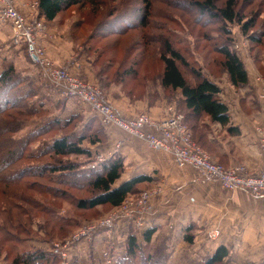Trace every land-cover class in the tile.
I'll return each instance as SVG.
<instances>
[{
	"label": "rangeland",
	"instance_id": "374dc122",
	"mask_svg": "<svg viewBox=\"0 0 264 264\" xmlns=\"http://www.w3.org/2000/svg\"><path fill=\"white\" fill-rule=\"evenodd\" d=\"M208 1L85 0L84 3L61 13L50 25H55L59 30L58 34L65 37L61 38L67 41L65 45H72L77 55L78 59L74 60L76 62L73 66L72 62L65 64L69 72L97 84L121 116L123 115L114 106L115 101L121 103L122 107L127 103L140 108L142 112L138 111L136 115H150L148 110L143 109L144 106H153L158 100L176 104L177 109L183 113L178 102L180 92H171L161 84L164 69L161 55L166 42L171 43L188 62L187 65L178 62L188 80L195 77L192 70H200L206 77L223 86L224 96L229 100L236 96L228 90H232L228 87L231 79L221 64L223 56L218 48L230 47L234 41L233 49L242 60L249 80L253 82L234 86L238 100L243 103L248 100L249 104L252 103L255 108L258 106L262 110L258 95L264 82V0H233L236 12L244 17L242 22L224 20L220 16L213 18V14L202 11L198 5ZM227 1L212 0V5L217 10L225 7ZM147 3L150 7L145 12L147 14L141 20L136 19L134 12L139 9L144 12ZM122 15H125V21L138 20V23L123 32H107L103 28V24L119 19ZM252 19H255L256 25L252 27L250 34L259 38V41L249 40L248 35L242 31L243 22H250ZM91 33H94V38L90 41L93 48L88 53L84 49V42ZM2 40L3 38L0 43ZM39 42L41 44V39ZM3 54L4 51L0 50V66L14 60L15 69L21 75L29 72L33 75L29 74L28 84L25 83L22 89L27 93L22 100L9 97L12 89L5 88V84L0 85V264H21L16 263L15 256L25 250L29 253L47 251L58 264H118V260L126 254L127 236L134 233L141 238L150 227L146 221L148 216L139 226L134 221H127L125 217L118 218L114 228H98L88 231L78 241L72 240L81 230L89 229L99 224L102 219L123 210L109 205H99L91 209L76 207L78 199L92 194L88 185L89 179L78 175L93 169L92 167L102 168L107 159L112 157L104 150L103 144L107 139L104 135L102 137V132L105 125L89 105L85 106L86 104L76 99L63 96L55 85L45 80L39 67L31 66L25 51L21 50L16 58ZM96 56L99 57L98 64H95ZM77 61H84L86 65L82 66ZM256 83H259L258 87ZM9 102L13 104L10 106ZM7 104L9 107L4 106ZM72 117L74 118L69 124L61 126ZM87 119L92 122L91 126H86L83 130L82 122ZM75 130H81L87 136L99 131L101 140L93 144L88 140L82 143L81 146L90 151L88 155L57 156L51 153V142L55 138L65 133L73 134L72 131ZM194 139L213 157L204 144ZM22 147L25 148L24 153ZM16 155L20 156L16 159ZM21 165L30 168L22 177L16 172ZM72 165L75 166L74 170L68 168ZM37 166H40L38 170ZM47 166L61 169L51 173ZM63 166L66 167L63 169ZM120 182L121 179L115 185ZM140 189L148 192V198L143 203H129L128 208H149L153 212L154 197L161 194L163 185L159 180L156 184L146 183ZM141 193L142 191L134 193L136 195L132 194L129 199H136L144 194ZM44 205L51 207L52 212L49 213V209L44 210ZM10 213L19 216L11 219ZM22 221L27 229L21 225ZM60 228L61 234H58ZM10 235L21 236L22 239L13 243V239L8 238ZM4 242L5 247L2 248L1 244ZM13 245H17V249ZM144 250L147 251L148 247ZM159 259L164 262L166 258L162 254ZM206 259H201L196 264L204 263ZM149 264L157 263L154 261Z\"/></svg>",
	"mask_w": 264,
	"mask_h": 264
},
{
	"label": "crops",
	"instance_id": "0c3cea01",
	"mask_svg": "<svg viewBox=\"0 0 264 264\" xmlns=\"http://www.w3.org/2000/svg\"><path fill=\"white\" fill-rule=\"evenodd\" d=\"M35 1L38 0H22L21 11L37 17L38 10L32 6ZM42 19L48 27L47 37L42 42L47 55L53 62L64 65L72 62L73 66L78 58L72 45H65L67 41L61 39L65 37L58 34L55 25L52 27L50 22ZM11 32L10 24L0 26V39L3 38L0 50L4 51L3 55L16 58L23 50L31 66L35 65L27 55L25 46L17 48L10 44ZM80 64L86 65L84 61ZM29 74L33 75L32 72ZM212 81L220 87L218 96L228 107L229 120L226 123L209 118L201 120L200 143L223 165L245 164L251 172H257L263 161L258 145V128L263 124L262 110L249 104L248 100L239 102L231 80L228 87L232 90H228L236 98L229 100L224 96L223 86L216 80ZM250 83L253 84L251 79ZM166 102L158 100L154 102L155 105L144 106L143 109L148 110L154 119H160L165 115ZM114 106L127 118L142 112L140 108L127 103L122 107L121 103L115 101ZM89 119L82 122L84 127L91 126ZM185 122L188 125L186 117ZM188 126L194 135L193 128ZM103 135L107 139L103 144L106 154L109 157L121 156L124 162L121 182L147 174L156 179L148 182V185L156 184L159 180L163 185L161 194L154 197L155 207L146 221L149 228L155 230L151 242L167 249V264H196L212 256L220 246L228 249L222 264L264 262V196L255 197L242 189L228 190L217 181L203 182L194 166H178L169 152L155 150L144 140L116 126L105 125ZM216 228L220 230V235L216 239L209 238L208 231ZM191 236L192 242L189 241Z\"/></svg>",
	"mask_w": 264,
	"mask_h": 264
},
{
	"label": "trees",
	"instance_id": "16d2710c",
	"mask_svg": "<svg viewBox=\"0 0 264 264\" xmlns=\"http://www.w3.org/2000/svg\"><path fill=\"white\" fill-rule=\"evenodd\" d=\"M147 1L148 0H146V2ZM81 2L84 3L85 0H38L37 17H43L46 19L47 22H53L55 21V19L58 18V16H60L61 13L65 12L71 7H75L79 4H82ZM212 4V0H209L206 3H198L202 11L213 14L215 16L213 18H217L220 16L222 17V19L232 22L236 20L240 22L243 21L244 17L239 15V13L235 10V1L228 0L225 4V7L219 8L217 10L214 9L215 7ZM147 5V9H143L144 12L140 9L139 11L134 12L136 19L141 20L144 17L143 15L147 14L145 13L146 10L149 11L150 9L148 3ZM124 18L125 15L119 17L120 22H117V20L119 19L111 20L110 22L103 24V28L107 32H123L127 28H130L134 24L138 23V20L134 22H129L125 21ZM142 23L143 22H141V24ZM255 25V19H252V21L250 22H243L242 31L248 35L247 37L249 40L252 39L254 41H259V38H256L250 34L252 27H254ZM90 36L88 40L84 42V49H86L88 53H91V49L93 48V44L90 41L93 40L94 33H91ZM233 42L234 41L231 42L230 47L220 46L218 48V50H220V53L223 56L221 64L224 69L228 72L231 82L234 86L246 85L249 83L248 72L245 69L242 60L234 51ZM96 57L95 64H98L99 57ZM161 59L164 62V69L161 74V84L165 89H168L171 92L172 90L180 92L181 95L178 97V102L183 110V113L185 114L188 125H190L194 130V138H196L197 140H199L200 138L201 128L199 124L201 120L209 118L211 121H219L222 123H226L229 120V116L227 114L228 107L218 96V93L220 92V87L216 83H214L210 78L202 74L200 70H192L195 77L193 80H188L180 69L178 63L180 62L182 64L187 65L188 62L178 50L173 48L171 43L166 42L165 50L161 55ZM0 68V85L5 84V88L7 87L12 89L10 91L11 96L9 97L16 98L17 101L18 99L22 100L24 97L23 95H27V93L24 92L22 89H24L23 87L25 83L28 82L29 76L23 74L21 75L19 71H16L13 62H9L4 66H0ZM107 69H109V66H107ZM12 104L13 103H10L9 105L11 106ZM9 105L7 104L4 106L9 107ZM74 117L62 123L61 126H65L67 125V123L69 124V122L72 121ZM57 120L60 121L59 119ZM82 129L85 130V127L83 126ZM81 130L72 131L73 134L65 133L64 135L55 138L51 142V153L57 156H66L70 154H90V151L88 149L83 148L81 145L87 140L92 144L101 140L98 135L99 131L87 136V134H84L83 132L81 133ZM90 137L92 139H90ZM24 151L25 148L22 147V152L24 153ZM19 156L20 155H16V159ZM47 167L48 170H50L49 172L51 173H56L61 169L57 168V166ZM47 167L44 168L45 171ZM64 167L66 166H63V169ZM20 168L17 169L16 172L21 177L30 171V168L28 166L26 167L21 165ZM36 168L38 170L40 166H37ZM68 168H72L74 170L75 166L72 165V167L70 166ZM92 168L93 169L85 170L81 172L80 175H78L79 177L89 179L88 185L90 190L92 191V194L90 196L86 198H80L76 201V207H78V209H91L99 205H109L112 208H118L126 199L130 198L132 194L137 192L140 193L141 191H143V189L140 188L146 185V183L156 180L151 175L143 174L125 180L119 183V185H115L117 181L121 178L125 170L124 162L119 156H112L111 158L107 159L106 163H104L102 168ZM30 174L32 175V173H28V175ZM42 208L44 210L49 209V213L52 212L51 207H49L48 205H44L42 206ZM25 212L27 213L28 211ZM10 216V218L12 219V217H17L19 215H14L13 213H10ZM24 223L25 222L22 221L21 225L24 227V229H27ZM60 225L62 227V224ZM60 230L61 228L59 229L58 234H61ZM154 231L155 230L153 227L148 228V230L143 233L141 238H139L134 233H130L127 236L126 254H124V258L118 260V264H129V262H134L135 264H149L154 261H156L157 264H167V249H165L163 245L151 242ZM8 238L13 239V243L19 242V240L22 239L21 236L16 235H10V237ZM189 241H193L192 236L190 237ZM5 242H7L6 238ZM5 242L1 244L2 248L5 247ZM144 244L146 245L144 246ZM13 246L14 249H17L19 244L18 246ZM146 247H148L147 251L144 250V248ZM49 254L51 253H48L47 251H37L32 253H29V251L26 250L20 251L16 254L15 261L16 263L21 264L22 262L25 264H58V262L55 259H52V256ZM162 254L166 258L164 262L159 259ZM7 255H9V253L6 254V256ZM227 255L228 249L226 247L220 246L212 256L207 257L204 263L201 264H222L223 259ZM135 258L138 259L135 261Z\"/></svg>",
	"mask_w": 264,
	"mask_h": 264
},
{
	"label": "built area",
	"instance_id": "2783aa9c",
	"mask_svg": "<svg viewBox=\"0 0 264 264\" xmlns=\"http://www.w3.org/2000/svg\"><path fill=\"white\" fill-rule=\"evenodd\" d=\"M22 3V0H0V26L11 25L10 44L17 47L25 46L27 55L39 67L42 77L55 85L63 96L89 105L99 115L103 125L116 126L144 140L155 150L169 152L178 166H194L200 172L203 182L217 181L228 190L242 189L255 197L264 196V82L258 95L262 106L263 121L258 128L260 134L258 145L263 155L262 165L257 172H251L245 164L226 166L213 158L195 141L192 131L185 122L184 114L177 109L176 104H168L164 117L160 119H154L147 113L125 118L114 109L97 84L72 74L67 66L53 62L42 44L47 37L48 30L45 21L43 22L42 18L24 14L20 9ZM32 6L37 9L38 1L33 2ZM142 193L144 194L136 199H126L119 206L123 210L102 219L99 224L89 229L81 230L72 237V240H80L91 230L114 228L115 221L122 217L129 222L134 221L137 226L141 225L151 213L150 209L134 210L128 207L129 203L132 205L134 202L143 203L148 198L146 194L148 192L142 191ZM219 235L220 230L217 228L208 231V237L211 239H216ZM255 264H264V262Z\"/></svg>",
	"mask_w": 264,
	"mask_h": 264
}]
</instances>
